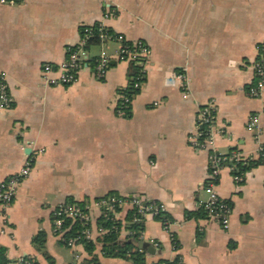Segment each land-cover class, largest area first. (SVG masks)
Listing matches in <instances>:
<instances>
[{
    "label": "crops",
    "instance_id": "obj_1",
    "mask_svg": "<svg viewBox=\"0 0 264 264\" xmlns=\"http://www.w3.org/2000/svg\"><path fill=\"white\" fill-rule=\"evenodd\" d=\"M108 13L106 16L105 14ZM103 21L149 49L145 79L126 115L115 111L128 84V62L113 59L102 79L84 65L74 82L44 85L41 68L59 65L78 44L83 26ZM264 43V0H17L0 3V75L11 104L0 110V180L34 160L12 202L0 205V246L7 264H78L83 245L61 243L52 209L67 199L93 201L108 193L137 194L161 203L170 229L146 216L138 250L145 264H264V164L245 169L237 183L224 166L216 191L230 205L227 228L197 215L209 153L236 150L257 159L264 145V92L248 94L253 62ZM102 46H92L94 57ZM115 50V44L105 46ZM185 67L189 96L173 75ZM216 107V133L208 149L192 146L197 109ZM157 102V105L154 103ZM256 126L247 129L251 116ZM35 152H38L35 154ZM129 206L117 217L126 223ZM94 224L98 211L94 210ZM45 234L43 250L32 242ZM175 235L178 247L172 243ZM119 238L126 239L121 231ZM99 264H134L104 256ZM146 242V248L140 244ZM63 245L64 249L57 245ZM25 257L30 263L19 262Z\"/></svg>",
    "mask_w": 264,
    "mask_h": 264
},
{
    "label": "built area",
    "instance_id": "obj_2",
    "mask_svg": "<svg viewBox=\"0 0 264 264\" xmlns=\"http://www.w3.org/2000/svg\"><path fill=\"white\" fill-rule=\"evenodd\" d=\"M17 0H0V3H12ZM106 16L108 13L105 14ZM83 33L78 44L66 48L65 59L57 66L46 63L41 68L40 79L44 85L56 86L66 85L74 82L81 68L89 64L96 78L102 79L106 75L107 69L113 59L118 61L134 62L141 66V77L145 76V67L148 63L150 49L142 40H128L121 33H117L108 28L103 21L89 26H84ZM95 37L102 46L94 57H90L89 50L84 49L88 38ZM108 43L115 44V50L109 51L105 46ZM93 58L91 65L90 60ZM182 90V96H189V79L185 67L178 70L173 76ZM142 80L133 83V87L139 89ZM127 85L118 92V100L115 111L118 115H126L130 110L133 97L125 93ZM264 92V43L258 46V55L253 62V81L248 88V94L254 98H259ZM11 96L7 89V84L3 75H0V110L7 108L11 104ZM157 105V102L154 103ZM216 107L214 100H209L197 109L195 118V132L189 136L192 146L196 149H208L216 133H221L215 125ZM257 116H251L246 124L251 130L256 126ZM38 152H35V154ZM34 156L26 155L22 167L19 171L0 180V205L5 209L15 197L21 182L29 175L32 168ZM264 164V145L258 149L257 159L244 156L241 152L233 150L228 155H222L214 151L209 153L208 173L203 186L204 197L199 201V206L204 209L206 217L216 220L221 227L227 228L230 218V205L221 199L215 189L220 172L224 166L231 171L234 180L241 183L244 180L245 170L238 171L240 166L250 167L252 162ZM137 194H122L115 192L105 193L93 201H85L83 204L73 202H60L52 209L53 229L65 246L75 248L82 245V240L94 241L96 238L106 234L110 228L94 224L93 211H98V218L111 219L119 222V227L112 228L119 232H126V237L138 234V239L142 241V231H136L130 225L134 223L142 224L146 216H157L161 213V223L166 229H170L171 219L166 215L164 206L161 203L150 202ZM150 202V203H149ZM128 205L132 209L131 219L125 224L117 217L121 209ZM66 221H69L67 224ZM74 222H78L81 228L75 235L67 236L66 232ZM172 243L175 235L171 234ZM174 246V244H173ZM79 253L73 252L71 264H78ZM19 262L30 263L29 258L22 257ZM159 264H181L180 259L172 262H161Z\"/></svg>",
    "mask_w": 264,
    "mask_h": 264
},
{
    "label": "trees",
    "instance_id": "obj_3",
    "mask_svg": "<svg viewBox=\"0 0 264 264\" xmlns=\"http://www.w3.org/2000/svg\"><path fill=\"white\" fill-rule=\"evenodd\" d=\"M84 26L81 27L80 29V34L82 35ZM99 45L98 40L95 37L88 38L85 45L84 49L89 50L92 46H97ZM90 63L92 65L93 63V58L90 60ZM128 84L127 88L125 89V93L130 96L134 97V95L138 92V89L133 87V83L139 80H144L145 76L141 77V66L135 64L134 62H129L128 63ZM258 164V162L254 161L251 163V166ZM246 168L249 167H243L240 166L238 171H243ZM66 202L73 203L77 202L80 204H83L84 201H77L74 199H67ZM154 203H158L155 201H150ZM149 202V203H150ZM133 210L129 209L127 211L126 215V220L129 221L131 219ZM197 215L201 216H206L205 211L203 208H199ZM167 215V214H166ZM168 216V215H167ZM169 217V216H168ZM154 218L160 220L161 219V213L157 216H154ZM68 224L69 221H66ZM118 226L119 227V222L111 219H104V218H99L98 219V226H103L105 228H110L106 234H103L100 239L99 243L101 245V252L104 256H109V257H119V258H124V259H130L134 264H145V257L144 253L140 250H138V241H140L137 237L138 234L135 233L133 234L132 237H126V239L121 240L119 238V232L112 228V226ZM131 228L135 229L136 231L143 230L142 224L139 223H134L130 225ZM81 228V225L78 222H74L70 229L66 232L67 236H72L75 235L76 231ZM32 242L34 245L39 249L43 250L44 248V242H45V234L43 232H38L32 239ZM64 244L63 242H61ZM82 245L84 247V250L87 252L88 255L91 257L88 259H85L82 261V264H99L97 257L93 254V251L95 249V242L94 241H87V240H82ZM174 247H178V243L176 239L173 242ZM65 245V244H64ZM8 260L5 256V248L3 246H0V264H7ZM169 263V262H168ZM159 264V263H157Z\"/></svg>",
    "mask_w": 264,
    "mask_h": 264
},
{
    "label": "water",
    "instance_id": "obj_4",
    "mask_svg": "<svg viewBox=\"0 0 264 264\" xmlns=\"http://www.w3.org/2000/svg\"><path fill=\"white\" fill-rule=\"evenodd\" d=\"M143 248H146V246H147V243L146 242H141V244H140Z\"/></svg>",
    "mask_w": 264,
    "mask_h": 264
},
{
    "label": "rangeland",
    "instance_id": "obj_5",
    "mask_svg": "<svg viewBox=\"0 0 264 264\" xmlns=\"http://www.w3.org/2000/svg\"><path fill=\"white\" fill-rule=\"evenodd\" d=\"M57 246H58V247H60V248H62V249H64V246H63V245H61V244H60V245H57Z\"/></svg>",
    "mask_w": 264,
    "mask_h": 264
}]
</instances>
